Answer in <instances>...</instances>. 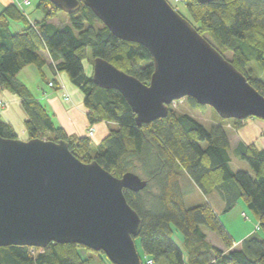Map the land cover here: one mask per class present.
<instances>
[{"label": "trees", "instance_id": "obj_1", "mask_svg": "<svg viewBox=\"0 0 264 264\" xmlns=\"http://www.w3.org/2000/svg\"><path fill=\"white\" fill-rule=\"evenodd\" d=\"M187 3L190 18L185 17L264 95V80L250 66L257 62L264 68V0ZM37 7L44 16L34 21L14 3L0 12V92L8 90L20 97L29 138L65 139L82 161L97 160L118 177L128 171L144 174L148 181L145 189L124 190L143 220L136 238L145 253V259L140 254L143 264H149V259L158 264H264V149L240 142L234 151L249 163L251 171L235 170L231 139L222 123L207 128L191 114L177 113L170 106L166 117L139 125L123 94L96 84L92 72H86L85 60L92 58L94 62L102 57L148 83L154 72L149 50L113 35L83 3L69 14L70 23L62 27L51 22L60 8L50 0H39ZM12 22H21L23 28L13 31ZM227 51L233 56L228 57ZM49 60L55 73L67 74L83 93L91 125L115 123L96 147L88 135H69L47 105L18 78L30 64L42 73ZM187 98L193 106L202 105ZM222 120H231L236 127L242 124L241 119ZM0 135L19 137L14 126L1 116ZM191 183L204 194L217 190L225 202V212L242 198L257 219L260 233H251L241 247L235 246L212 204L186 205L185 194L191 192ZM204 227L215 232L225 248L212 244ZM175 232L181 233L182 244L174 239ZM81 248L92 251L76 243L51 242L45 248L0 246V264H115L103 251L93 250L100 255L96 259L84 255Z\"/></svg>", "mask_w": 264, "mask_h": 264}, {"label": "water", "instance_id": "obj_2", "mask_svg": "<svg viewBox=\"0 0 264 264\" xmlns=\"http://www.w3.org/2000/svg\"><path fill=\"white\" fill-rule=\"evenodd\" d=\"M50 1L68 14L83 3L113 35L149 50L148 83L102 57L93 62L94 82L119 90L139 125L166 117L184 97L223 119H264V95L168 0ZM147 185L136 172L118 177L97 160L82 161L65 139L0 135V246L76 243L115 264H143L136 244L143 220L124 190Z\"/></svg>", "mask_w": 264, "mask_h": 264}, {"label": "rangeland", "instance_id": "obj_3", "mask_svg": "<svg viewBox=\"0 0 264 264\" xmlns=\"http://www.w3.org/2000/svg\"><path fill=\"white\" fill-rule=\"evenodd\" d=\"M29 1H30V3L26 4L23 2V0H0V5H2V6H0V12L2 11L1 9L4 8L6 5H8L10 3H14V4H17L19 7H22V8L24 6L26 8L27 14L31 20L34 21V20L42 19L43 18L42 10L38 9V7H37L39 0H29ZM168 1L171 4H174L176 6L177 10H179L184 16H186L187 18H190V15H189L188 10H187L188 0H168ZM51 20L58 27H62L65 24L70 23L69 14L65 11H60L58 13V15L53 17ZM22 27H23V24L21 22H12L11 23V29L13 31H18ZM226 54L228 57L233 56V53L230 51H227ZM85 64L93 69V59L92 58L85 60ZM250 66H252L254 68V70L257 71V73L259 75H264V68L259 63L251 62ZM29 68H30V70H31V68H34V73L28 72L27 69H25L22 72L20 77L24 78L26 81H28V83H30V86L34 92L36 91L35 90V83L38 81V82H40V84H43V86L46 87L47 90H51V91H55V92L56 91L62 92V95H63V97L66 98V100L70 99L71 94L67 91L66 86L69 85L72 87L73 85H72L69 77L67 76V74L64 73L65 74L64 82L59 84V86H57L56 83H54L53 86H50V84H49L50 81H52L54 79H51L46 83L45 76L41 77L43 79V80H41L39 77V73H36V72H38V69L36 66L30 65ZM36 69H37V71H35ZM77 89L78 88L76 87V90ZM79 92H81V91H79ZM82 104L84 105L83 93H82ZM0 106H3V105H0ZM170 106L177 113H189V114H191L198 121L203 123L207 128H212L213 126H215L219 123H222L225 126V128L227 129L229 136L231 135V132L234 129H238V127H236L234 125L233 121L228 120V119H227L228 121H223L222 117H220V115L217 114L216 110L213 107H211L209 105H203V104L201 106H193L189 102L187 97L173 101ZM85 110L87 112V109H85ZM86 116H87V114H86ZM250 117L259 118V117H255V116H250ZM250 117H248V118H250ZM248 118H246V119H248ZM246 119L242 120V123ZM260 119H262V118H260ZM108 124H109V131H110L111 127H113V126L115 127V123H113V122L108 123ZM91 128H93V131H94L93 134L89 133ZM94 134H95V127H94V125H91L87 129V135L89 137H91V139H92ZM102 139L103 138L99 139L98 141H95L92 139L93 146L96 147ZM230 139H231V136H230ZM233 141H234V137H233ZM231 155L233 157L232 167L235 170L245 169V170L251 171V167H250L249 163L247 161L241 159L240 157H238L234 150H231ZM136 172L139 173L144 179H146L144 174L140 170H137ZM203 202H209L218 211L224 225L226 226L229 233L233 236L234 240L236 241V243L238 244L239 247L242 246L241 242L245 237L248 236L247 233L249 231H251V233L255 232V231L260 233V231L258 230L257 219L255 218L253 213L250 211V209L247 207L245 201L242 198H240L238 200V203L230 211L225 212L224 208H222L223 205H225V203H224L223 199L221 198V195L218 193L217 190H214L210 194H204L195 184L191 183V192L185 194L186 205L187 206H193L195 204L203 203ZM204 230L208 235L207 236L208 240L212 244H214L216 246L217 245H223V248H225L223 242L221 241V239L218 237V235L215 232L209 230L206 227H204ZM174 239L176 240V242L178 244H182L181 233L175 232ZM137 244H138V248H139V252H140L141 256L143 257V259H145V253H144L140 243H137ZM35 252H38V249ZM80 252H82L84 255H86L88 257L93 256L96 259H98L100 257V255H98L97 253H92V252H94L93 249L91 251V250H88L85 248H81ZM96 252H100V251H96ZM186 260H187V256H185V261ZM152 264H158V263H152Z\"/></svg>", "mask_w": 264, "mask_h": 264}, {"label": "crops", "instance_id": "obj_4", "mask_svg": "<svg viewBox=\"0 0 264 264\" xmlns=\"http://www.w3.org/2000/svg\"><path fill=\"white\" fill-rule=\"evenodd\" d=\"M23 8L27 13L26 8L24 6ZM51 22L55 24L52 20ZM30 65H27L19 72L18 78L21 81H23L25 84H27L29 88L32 90L30 83H28V81H26L24 78L20 77L25 69H27L28 72L34 73V68H31L30 70L29 68ZM85 67H86V72L88 74L93 71V69L90 68L89 66L85 65ZM37 69L35 71H37ZM36 73H39V77L41 80H43L41 77L45 76L46 83L51 79H55V83L57 86H59V84L64 82L65 74L62 72L55 73L50 66V60L43 67L42 73L39 70ZM257 75L264 80V75H259L258 73ZM66 87H67V91L71 94L69 100H66V98L63 97L62 92L47 90L46 87H44L43 84H40V82L38 81L35 83L36 91L35 92L33 90L32 91L36 97H38L42 102L46 103L47 107L54 114L55 120L65 129V131L69 135H79V136L87 135V129L91 126V124L89 123L86 116L87 114L85 110L86 107L85 105L82 104V93L79 92L80 90L78 89L77 91L74 85L72 87L67 85ZM0 100H3L4 102V105L0 106V116L3 119L9 121L14 126L20 138L29 139V135L25 127V119L27 116L25 111L23 110L21 99L19 98V96L14 93H11L8 90H5L3 92H0ZM93 125L95 127V134L92 137L93 140L98 141L99 139L104 138L108 134L109 132L108 122L102 121ZM230 136H231L232 150H234V148L240 142L246 144H255L257 147L264 149V120L260 118L250 117L246 119L238 127V129H234L231 132ZM233 137H234V141H233ZM232 161H233V157H232ZM224 207L225 205H223L222 208ZM247 234L250 235L251 231H249ZM217 246L223 248V245H217ZM235 246H238L236 241H235Z\"/></svg>", "mask_w": 264, "mask_h": 264}, {"label": "built area", "instance_id": "obj_5", "mask_svg": "<svg viewBox=\"0 0 264 264\" xmlns=\"http://www.w3.org/2000/svg\"><path fill=\"white\" fill-rule=\"evenodd\" d=\"M23 2L24 3H26V4H28V3H30V1L29 0H23ZM50 86H53L54 85V81L52 80V81H50ZM68 97V96H67ZM68 99V98H67ZM0 105H4V102H3V100H0ZM90 134H93L94 133V131H93V128H91L90 129V132H89ZM153 261L151 260V259H149L148 260V263L149 264H151Z\"/></svg>", "mask_w": 264, "mask_h": 264}]
</instances>
